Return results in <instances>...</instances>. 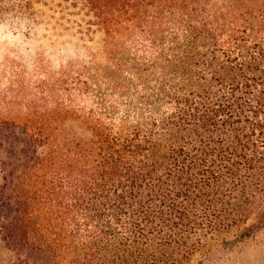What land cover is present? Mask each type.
Returning <instances> with one entry per match:
<instances>
[{
    "label": "trees",
    "instance_id": "trees-1",
    "mask_svg": "<svg viewBox=\"0 0 264 264\" xmlns=\"http://www.w3.org/2000/svg\"><path fill=\"white\" fill-rule=\"evenodd\" d=\"M259 1L0 0L14 35L101 34L126 73L46 81L0 122L5 264H202L264 228Z\"/></svg>",
    "mask_w": 264,
    "mask_h": 264
},
{
    "label": "rangeland",
    "instance_id": "rangeland-1",
    "mask_svg": "<svg viewBox=\"0 0 264 264\" xmlns=\"http://www.w3.org/2000/svg\"><path fill=\"white\" fill-rule=\"evenodd\" d=\"M257 3L261 4L259 0ZM54 35H57L56 39L50 46L44 39L29 41L14 35L0 20V122L20 117L33 101L32 91L36 85L46 87L47 82L54 84L59 78L71 80L81 73L104 88L111 83L123 82L126 73L115 74V59L101 53L106 42L101 34L89 47L64 40L61 32ZM121 53L125 55L124 60ZM115 56L126 61L127 55L123 52ZM123 95L121 93V97ZM93 101L94 97H87L81 104L92 107ZM257 221L252 219L248 226L252 227ZM233 243L227 248L210 251L202 264H264V228L256 227L248 237ZM0 258L5 264L7 255L0 251Z\"/></svg>",
    "mask_w": 264,
    "mask_h": 264
}]
</instances>
